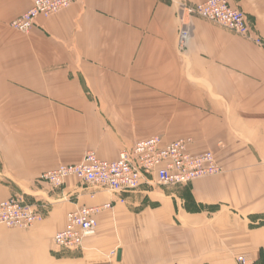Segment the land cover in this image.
Here are the masks:
<instances>
[{
	"label": "crops",
	"instance_id": "1",
	"mask_svg": "<svg viewBox=\"0 0 264 264\" xmlns=\"http://www.w3.org/2000/svg\"><path fill=\"white\" fill-rule=\"evenodd\" d=\"M205 1L75 0L23 34L10 22L30 0H0V201L23 196L44 215L0 225V264H264V44L180 18L181 4ZM229 2L264 43V0ZM157 135L191 137V152L212 151L224 172L188 184V200L42 179ZM106 203L82 249L55 246L70 211Z\"/></svg>",
	"mask_w": 264,
	"mask_h": 264
},
{
	"label": "built area",
	"instance_id": "2",
	"mask_svg": "<svg viewBox=\"0 0 264 264\" xmlns=\"http://www.w3.org/2000/svg\"><path fill=\"white\" fill-rule=\"evenodd\" d=\"M75 0H30V6L13 18L10 26L19 33L28 34L39 17H50L69 7ZM179 16L183 20L200 18L213 22L230 32L249 38L257 45L263 40L256 37L251 29L246 12L233 7L229 0H206L199 4H181ZM180 45L186 47L191 35L182 25ZM191 137H181L165 142L161 136H153L136 141L130 151H122L118 159H100L94 151H89L78 163L61 164L42 175L52 187H61L68 177H76L83 184L95 190H107L116 194H131L143 184L173 188L224 172L212 151L192 153ZM123 200V199H122ZM112 206L106 203L89 207L82 205L67 214V226L54 236V244L63 250H79L86 239L96 235L98 215ZM38 207L23 196H11L0 201V225L9 228L27 229L35 222L43 220ZM264 257V246L262 247ZM239 264H248L240 255Z\"/></svg>",
	"mask_w": 264,
	"mask_h": 264
},
{
	"label": "rangeland",
	"instance_id": "3",
	"mask_svg": "<svg viewBox=\"0 0 264 264\" xmlns=\"http://www.w3.org/2000/svg\"><path fill=\"white\" fill-rule=\"evenodd\" d=\"M169 190H171L170 192H172V194L176 196V198H185L188 200V184L176 185L175 187L170 188Z\"/></svg>",
	"mask_w": 264,
	"mask_h": 264
},
{
	"label": "water",
	"instance_id": "4",
	"mask_svg": "<svg viewBox=\"0 0 264 264\" xmlns=\"http://www.w3.org/2000/svg\"><path fill=\"white\" fill-rule=\"evenodd\" d=\"M121 253H122V250L121 249H118V252H117V259L118 260L121 259Z\"/></svg>",
	"mask_w": 264,
	"mask_h": 264
},
{
	"label": "bare ground",
	"instance_id": "5",
	"mask_svg": "<svg viewBox=\"0 0 264 264\" xmlns=\"http://www.w3.org/2000/svg\"><path fill=\"white\" fill-rule=\"evenodd\" d=\"M89 207H93V206H89ZM243 256H245V255H243ZM246 257V256H245ZM247 258V257H246ZM248 260V259H247Z\"/></svg>",
	"mask_w": 264,
	"mask_h": 264
}]
</instances>
